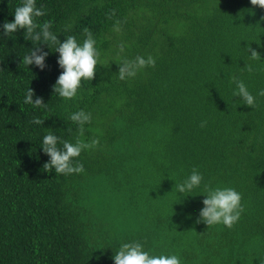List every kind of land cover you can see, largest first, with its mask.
Returning a JSON list of instances; mask_svg holds the SVG:
<instances>
[{"label": "trees", "instance_id": "1", "mask_svg": "<svg viewBox=\"0 0 264 264\" xmlns=\"http://www.w3.org/2000/svg\"><path fill=\"white\" fill-rule=\"evenodd\" d=\"M19 4L0 3V25ZM37 5L46 10L38 22L51 21L61 42L90 30L101 64L65 100L53 92L57 53L41 45L50 53L46 69L28 68L25 30L0 36V264H114L119 244L132 240L177 253L183 264H264V97L254 108L236 103L231 79L238 75L254 94L264 89V62L241 69L248 43L264 58V8L250 0ZM149 55L154 67L119 79L124 59ZM28 87L47 107L24 104ZM80 109L92 117L83 134L68 118ZM47 128L62 140L98 141L77 158L82 173L44 168ZM193 168L204 183L242 193L244 211L231 228L197 223L203 185L177 204L175 182Z\"/></svg>", "mask_w": 264, "mask_h": 264}, {"label": "clouds", "instance_id": "2", "mask_svg": "<svg viewBox=\"0 0 264 264\" xmlns=\"http://www.w3.org/2000/svg\"><path fill=\"white\" fill-rule=\"evenodd\" d=\"M3 0H0L2 3ZM254 6L264 8V0H250ZM12 21L5 20L0 25L3 29L0 36L14 35L19 30H25V39L31 41L33 48L29 49L22 59L26 66H35L40 71L47 67L46 61L49 51H45L41 45H47L52 53H57V65L60 74L53 85V92L60 98L72 100L78 96L82 89L83 82L92 81L101 64V54L97 47V40L90 30L86 29V36L81 41L75 35H68L63 42L58 39V34L54 32L51 21L38 22L37 18L46 15L43 6L37 5V0H20L14 12ZM114 14V13H113ZM264 20V17L261 18ZM119 31V21L113 28ZM258 47L260 43H257ZM123 45L120 50L123 51ZM244 55L247 57L243 71L251 73L254 71L255 62H264L262 53L251 47V43L244 48ZM155 58L151 55L137 56L135 59H124L119 66L118 76L120 80L135 78L137 74L146 67L155 66ZM232 83L235 85L232 92L235 102L254 108L260 97H264V89H259L255 94L249 90L246 82L238 75L232 76ZM35 97V99H34ZM24 104L32 105L34 108L47 107L43 97L37 96L34 89L28 87L24 95ZM69 120L77 125L81 134L85 125L91 122V113L83 109L69 114ZM45 120L34 117L31 123L43 125ZM203 126V125H202ZM48 131L42 137L41 148L44 154L49 157L44 168L47 171L54 170L56 175H70L82 173L83 163L79 158L82 152L95 147L98 141L93 139L90 142L79 137L75 141L62 140L56 132L47 128ZM59 129L57 130V132ZM62 144V147L59 145ZM205 198L202 201L203 207L200 209L197 223L203 222L207 226L223 225L231 228L241 219L244 211L242 204V193L232 186L217 185L211 186L204 183L203 174L193 168L191 173L182 181L175 182L176 196L180 198L181 204L184 198L193 195L196 190L201 189ZM176 205V204H174ZM114 264H183L182 257L177 253H156L153 249L146 248L145 244L139 240L121 242L118 249L111 257Z\"/></svg>", "mask_w": 264, "mask_h": 264}]
</instances>
